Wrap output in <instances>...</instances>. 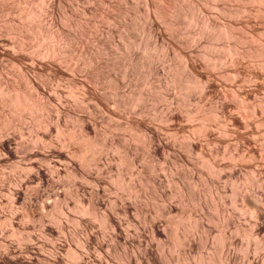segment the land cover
I'll return each instance as SVG.
<instances>
[{"label": "rangeland", "instance_id": "obj_1", "mask_svg": "<svg viewBox=\"0 0 264 264\" xmlns=\"http://www.w3.org/2000/svg\"><path fill=\"white\" fill-rule=\"evenodd\" d=\"M182 7H185L183 10L186 13L188 11V15H192L191 18L194 16L196 22L193 25L182 23L175 17L179 14L180 8L182 11ZM203 21L207 25L209 24L207 30H210L202 32ZM130 41L135 44L133 48H130V51L136 49L133 52L135 54L139 52L138 57L134 53H132L133 56H129L131 55L129 53V55L126 54ZM124 43H127L126 46ZM144 44L150 46L147 49L149 53H142ZM151 47L153 48L151 49ZM141 54L148 56L143 60L144 57H141ZM139 57L141 58L139 59ZM203 57L206 59L202 60ZM10 60L11 62L16 61L17 64L15 63L14 66L12 63L9 64ZM142 60L143 62H141ZM150 61L153 67L150 66ZM0 62L2 63H0V90L3 91L5 88L7 91L9 89L8 92L3 91L6 95L0 93V123H5L4 126H8L13 133L18 131L15 135L7 132L9 128L6 127V132L10 133L9 136L13 135L15 139H21L19 143L18 140H14L10 136L11 148L14 147L13 150L16 146V149L19 146L23 148L20 149L21 152L19 150L18 153L16 152L17 155L20 154V157L16 155L17 157L14 158L15 160L19 159L18 161H14V159L8 161L11 164L13 160L18 162L17 164L10 165L7 162L8 166L5 164L6 167L0 168V237L7 241H14L15 245L18 243L29 245L30 243L26 242L32 241L33 246L36 245L35 248H27L23 255L34 257L37 247L42 250L36 249L37 253L46 254V246L41 248L40 242L45 241V236L40 228L42 222L39 219L43 217L44 223L56 226L49 219L51 217L48 218L46 214L49 208L44 210L40 208L41 200L50 193L43 200L52 203L51 201L56 199L59 206L62 207H59L62 210L56 212V218L60 224H65L63 227L66 229L64 228L65 230L59 233V238H55L56 235L53 240L63 244L58 245L57 249L63 258L66 255L67 244L72 249L76 247L79 249L78 243L85 238V230L92 228L94 232L91 231L92 229L90 231L95 233V236H99L96 238L97 242L100 245L102 241L100 246L103 247L100 250H94L92 245L89 251L93 255L101 253L100 256L104 255V259L108 254L109 264H115L117 261V263L127 264L121 258V243L116 244L115 252L110 246L112 244L109 242L112 235L111 229H107L100 218L81 212V208L85 204L81 197L87 196L88 198L91 194V191H88L94 186L92 185L94 182L91 184L86 181L88 184L85 182L81 184L83 180L79 174L86 170V173L94 175L93 177L102 176V179L99 177L101 192L98 200L102 203L101 213L99 212L100 207L98 210L99 214L106 213L109 209L106 208L112 204L110 208L113 216L119 217L124 230L125 225L130 229L129 231L126 228L125 231L133 236L137 233L135 231H138V234L143 235L140 237L142 244L146 238V242L151 241L152 238L156 242H153L156 249L159 248V245L165 247H163V253L152 248V256L163 254L156 257L159 258L157 263V261L150 260V255H146L150 257V261L147 260L144 247H139L137 243H134L133 246L129 245L133 249L129 247L127 249L129 248L130 254L136 258L131 255L133 258L129 259L128 264H147V262L149 264H169L168 262L172 258L175 260L180 258L179 264H184V261H187V264L190 262V264H225V261L226 264H264V0H0ZM28 62H31L32 65ZM18 64H23L22 68L19 67L20 70H25L23 77L28 74L30 78L25 77L27 79L25 80L21 77L23 70L13 71L14 68L18 69ZM148 67H152V71ZM14 78H17V81ZM28 80L31 83L27 84ZM38 80L39 82H37ZM198 83L201 87L203 85L202 90L198 88ZM32 86L39 89L35 88V90ZM52 88L54 91L56 89L57 92H61L60 95L57 93L61 98L54 93ZM71 90H73V95L70 94ZM54 94L55 96H53ZM75 94L79 101H75L76 98L72 97H76ZM56 96L59 99L56 100ZM142 96L143 98H141ZM14 99L18 100L14 101ZM133 100H136L135 103ZM131 101L132 103H130ZM96 103L97 105H95ZM14 105H16L15 108L17 107L16 110ZM94 106L96 107L94 108ZM18 108H23L24 114L23 111L17 114ZM26 110L28 112L32 110V113H28ZM14 112L16 113L14 114ZM56 121L65 129V132L62 130L65 133L64 136H61L62 138L59 136L62 132L59 135L56 134L55 125H53V122ZM1 124L0 127H2ZM29 124L30 130L32 129L34 134L37 133L40 138L42 135L43 138L40 140L51 141V145L49 143L51 148L47 143H45L47 145L44 144V147H49L45 148L49 150H46L47 155L43 153L45 152L43 142L36 141V136L31 133L32 130L30 132L28 129ZM85 124H88L89 127L87 128ZM19 127L22 129L27 127L30 134L23 129L26 133L21 131V135L23 133L25 136L21 137L19 133L21 128ZM34 128L37 129L36 132H34ZM32 134L34 137L31 136ZM153 141H156L155 144ZM32 142L33 146H31ZM36 142L41 147L35 145ZM63 142L67 147L63 146ZM129 142L132 143L129 144ZM147 142H151L153 147L160 143V149L154 152L151 146L147 150V147L150 146V143L146 146ZM112 143L114 146L120 145L123 148L128 144L131 146L129 147L131 150L128 151L126 148L127 152H132L127 153L126 157H124L125 155L121 157L123 153L120 150H115ZM25 144H29L31 151ZM128 145L126 146L128 147ZM33 147L35 148L32 150ZM39 147L44 150H39L44 155V162H42V157H34L37 159L35 161L33 156L32 158L29 156V151L31 154L33 151H38L36 148ZM84 148L92 150L83 153L86 151ZM80 149L82 152L77 153V151H81ZM100 149H102L101 154L98 153ZM150 149L152 152H149ZM93 150L96 155H93ZM60 152L65 156L64 158L58 157L57 153ZM71 153L74 154L73 157L76 155V158L78 154H84L79 155L84 158L80 159L83 161L86 159L87 165L90 163L87 161L91 159L92 166L89 165L90 168L89 166L87 168L85 165V168L82 166L80 169L79 163L83 161L78 159L79 163L75 161L76 169L73 168L70 160L73 158ZM97 153L100 155L97 156ZM90 154L92 158H89ZM21 156H26L25 160L33 159L34 161L31 160L28 163ZM76 158H73L72 161L77 160ZM50 160L53 162L51 163ZM19 163L20 165L22 163L21 167L27 166L26 170L24 167L22 170ZM30 163L34 166H42L46 172L48 168L53 170V175L49 170L47 172L52 176L51 180H54L53 182L49 181V183H54L50 184L49 193L46 188L42 189L47 187L48 183L39 186L41 191H38L36 182H30L26 178L27 174L23 172L27 170L26 173L32 172L28 169ZM83 164L85 163L83 162ZM83 164L81 163V165ZM100 167L102 173L99 170ZM68 169H71L70 172ZM74 169L78 172H74ZM88 169L90 170L87 171ZM94 169L96 170L94 171ZM73 172L76 173L75 176ZM21 179H23L22 182H20ZM14 182L15 184L20 183V189L23 191H26L30 185L29 189H33V187L36 189L31 191L40 193L41 203L39 200L37 202L40 203V207L37 209L38 204L36 203L35 209L37 214L47 211L44 216H35L25 220L22 201H12L9 194L12 187H15ZM21 186L23 187L21 188ZM75 186L77 187L75 188ZM101 186L106 189L103 187L104 190H102ZM51 187L57 189L56 194L52 192L54 190ZM78 187L83 192H80ZM75 190L77 195L74 193ZM58 193L59 196H57ZM101 197L103 201L105 199V203ZM116 198L120 199L116 200ZM63 200L64 204L61 203ZM115 201L116 203H114ZM121 202L122 205H127V213L117 209L118 205L119 208H122V206L120 207ZM169 205L170 209L172 207V211H169ZM135 208H137L136 212ZM115 209L119 211L118 216ZM10 215L15 217L12 218L13 227L5 222ZM82 218L86 219L84 221L88 225H85L84 222L81 223L80 219ZM175 219L181 222L175 225ZM150 220L158 221L152 222L157 223L160 229L164 230L166 237L161 239L162 241L150 235L152 234ZM138 225H141L138 227L139 229ZM17 226H22L24 229L18 230L19 233L13 235L12 230ZM134 227L138 230H135ZM133 231L134 234H132ZM64 232L65 234H63ZM174 233L178 238L177 242L173 239L175 238ZM25 234H30L33 238L28 240L25 238ZM223 240H226V244ZM188 241H191L190 245ZM221 243L226 247H223ZM222 248H225V252H222L224 251ZM31 249L34 253L31 252ZM117 251L118 255L114 254ZM138 252L144 254L137 255ZM155 252L159 254L156 255ZM231 252L232 256H230ZM227 253H230L231 258H227ZM111 256H114V260ZM35 258H37L36 255L33 259L35 260ZM208 258L211 260L209 261ZM138 259L143 260L139 261ZM193 261L195 263H192Z\"/></svg>", "mask_w": 264, "mask_h": 264}, {"label": "bare ground", "instance_id": "obj_2", "mask_svg": "<svg viewBox=\"0 0 264 264\" xmlns=\"http://www.w3.org/2000/svg\"><path fill=\"white\" fill-rule=\"evenodd\" d=\"M184 4V3H183ZM183 4H182V6H183ZM188 4V3H187ZM177 5V4H176ZM180 6V5H179ZM185 6V5H184ZM189 7V6H188ZM174 8V7H173ZM185 8V7H184ZM183 7H182V11H181V8H180V10H179V14L177 15V16H175V17H177L178 18V20H181L182 21V23L184 22L185 24H187V25H193L194 24V22H196V20L194 19V16L191 18V16L190 15H188V11H187V13L185 12V10H183L184 9ZM194 8V7H193ZM170 10V9H169ZM189 10V9H188ZM171 11H173V10H171ZM184 11V12H183ZM175 12V11H174ZM177 12V11H176ZM194 12V11H193ZM148 13V12H147ZM171 14V13H170ZM169 14V15H170ZM194 15V14H193ZM147 16V15H146ZM168 16V15H167ZM190 16V17H189ZM172 17V16H171ZM149 17H147V19H148ZM200 18V17H199ZM146 19V20H147ZM164 19V18H163ZM149 20H150V18H149ZM177 20V21H178ZM193 20H195V21H193ZM204 20V19H203ZM171 21H172V19H171ZM176 21V20H175ZM146 22H148V21H146ZM204 22V21H203ZM202 22V23H203ZM213 22V21H212ZM152 23V22H151ZM166 24V23H165ZM167 25V24H166ZM149 26V25H148ZM168 26V25H167ZM185 26V25H184ZM199 26V25H198ZM208 26H209V24L207 25V23H205L204 22V28H203V26H202V28H203V30H202V32H205L206 30H207V28H208ZM216 26V25H215ZM228 26V25H227ZM171 27V26H170ZM169 27V28H170ZM142 28V27H141ZM168 28V29H169ZM181 28V27H180ZM187 28V27H186ZM213 28V27H212ZM149 29V28H148ZM151 29V28H150ZM185 29V28H184ZM214 29V28H213ZM217 29V28H216ZM219 29V28H218ZM232 29V28H231ZM132 30V29H131ZM140 30V29H139ZM144 30V29H143ZM172 30V29H171ZM199 30V29H198ZM208 30H210V29H208ZM207 30V31H208ZM133 31H135V30H133ZM145 31V30H144ZM150 31V30H149ZM229 31V30H228ZM146 32V31H145ZM144 32V33H145ZM226 32V31H225ZM201 33V32H200ZM220 33V32H219ZM223 33V32H222ZM148 34V33H147ZM176 34V33H175ZM174 34V35H175ZM204 34V33H203ZM208 34H209V32H208ZM215 34V33H214ZM231 34V33H230ZM173 35V34H172ZM199 35V34H198ZM202 35V34H201ZM212 36V35H211ZM220 36V35H219ZM227 36V35H226ZM230 36V35H229ZM138 37V36H137ZM136 37V38H137ZM216 37V36H215ZM225 37V36H224ZM128 38V37H127ZM139 38V37H138ZM179 38V37H178ZM183 38V37H182ZM216 38H219V37H216ZM226 38V37H225ZM224 38V39H225ZM126 39V38H125ZM143 39V38H142ZM222 39V38H221ZM230 39V38H229ZM127 40V39H126ZM125 40V41H126ZM129 40H131V39H129ZM128 40V41H129ZM136 40V39H135ZM178 40V39H177ZM182 40H184V39H182ZM138 42V41H137ZM129 44L127 45V46H129L128 48L129 49H127L126 50V54H131V55H129V56H133L132 55V53H134L133 51L134 50H136V49H134V50H132L131 49V51H130V48H133V46L135 45V44H132V42L130 41V42H128ZM131 43V44H130ZM140 43V42H139ZM150 43V42H149ZM156 43V42H155ZM182 43V42H181ZM184 43V42H183ZM125 44V43H124ZM127 44V43H126ZM126 44H125V46H126ZM143 44V43H142ZM141 44V45H142ZM145 44H147V43H145ZM145 44H144V50L142 51V53L143 54H145L146 52H148L147 51V49H149L148 47H150V46H145ZM137 45V44H136ZM140 45V44H139ZM158 45V44H157ZM164 45V44H163ZM186 45V44H185ZM138 46V45H137ZM165 47V46H164ZM186 47H187V45H186ZM153 47H151V49H152ZM157 48V47H156ZM229 48V47H228ZM139 49V48H138ZM235 49V48H234ZM205 50V49H204ZM130 51V52H129ZM140 51V50H139ZM197 51V50H196ZM202 51V50H201ZM234 51V50H233ZM161 52H163V51H161ZM192 52H193V50H192ZM209 52V51H208ZM139 52H137V54H138ZM149 53V52H148ZM147 53V54H148ZM157 53V52H156ZM166 53V52H165ZM231 53H232V51H231ZM135 54V53H134ZM137 54H135L137 57L139 56V55H137ZM140 54V53H139ZM195 54V53H194ZM200 54V53H199ZM203 53H201V55H202ZM205 54V53H204ZM210 54V53H209ZM165 55V54H164ZM141 57H144V59L143 60H145V58L148 56V55H140ZM203 56V55H202ZM201 56V57H202ZM125 57V56H124ZM141 57H139V59L141 58ZM200 57V58H201ZM207 57V56H206ZM237 57V56H236ZM24 59V58H23ZM22 59V60H23ZM185 59V58H184ZM203 59H206V58H202V60ZM208 59V58H207ZM12 60V59H11ZM11 60H10V62H9V64L10 63H12L13 64V66H14V64L16 63V61L15 62H11ZM143 60L141 61V62H143ZM149 60V59H148ZM153 60V59H152ZM232 60V59H231ZM13 61V60H12ZM125 61V60H124ZM147 61V60H146ZM154 61V60H153ZM157 61V60H156ZM205 61V60H204ZM211 61V60H210ZM8 62V61H7ZM21 62V61H20ZM26 62V61H25ZM135 62H137V61H135ZM208 62V61H207ZM1 63V62H0ZM23 63V62H22ZM27 63V62H26ZM29 63V62H28ZM31 63V62H30ZM29 63V64H30ZM89 63V62H88ZM130 63V62H129ZM128 63V64H129ZM148 63H149V61H148ZM150 63H151V61H150ZM183 63V62H182ZM212 63V62H211ZM213 63H214V61H213ZM2 64V63H1ZM4 64V63H3ZM7 64V63H6ZM17 64V63H16ZM23 64H25V63H23ZM22 64V65H23ZM138 64V63H137ZM141 64V63H140ZM186 64V63H185ZM209 64H210V62H209ZM208 64V65H209ZM216 64V63H215ZM226 64V63H225ZM20 65V66H19ZM21 64H18V69H13V71L14 70H16V71H21V70H23V69H21L20 70V68L19 67H21L22 66ZM25 65H27V64H25ZM30 65H32V64H30ZM34 65V64H33ZM91 65V64H90ZM132 65V64H131ZM130 65V66H131ZM139 65V64H138ZM143 65V64H142ZM149 65V64H148ZM156 65V64H155ZM183 65H184V63H183ZM13 66L11 65V67L13 68ZM16 66V65H15ZM124 66V65H123ZM150 66H152V63L150 64ZM205 66V65H204ZM211 66V65H210ZM221 66V65H220ZM87 67V66H86ZM145 67V66H144ZM153 67V66H152ZM151 67V68H152ZM6 68V67H5ZM22 68V67H21ZM26 68V67H25ZM91 68V67H90ZM151 68H149L148 67V69H150L151 71H152V69ZM184 68V67H183ZM8 69H9V67H8ZM128 69V68H127ZM177 69V68H176ZM214 69V68H213ZM26 70H28V69H26ZM142 70V69H141ZM186 70H187V68H186ZM7 71V70H6ZM129 71V70H128ZM175 71V70H174ZM214 71V70H213ZM22 73L23 72H25V70H23V71H21ZM27 72H29V71H27ZM150 72V71H149ZM182 72V71H181ZM152 73V72H151ZM183 73V72H182ZM8 74V73H7ZM13 74H14V72H13ZM21 74V73H20ZM24 74L25 73H23L22 75H21V77H23L24 76ZM187 74H189L188 72H187ZM14 75H16V74H14ZM27 75V76H26ZM25 75V77L27 78H30L29 76H28V74H26ZM38 75V74H37ZM186 75V74H185ZM126 76V75H125ZM173 76H175L174 74H173ZM7 77H11V76H7ZM18 77V76H17ZM25 77H23V78H25ZM32 77V76H31ZM186 77V76H185ZM19 78V77H18ZM25 78V80H27ZM40 78H43V77H40ZM178 78V77H177ZM182 78V77H181ZM184 78V77H183ZM196 78V77H195ZM15 79V78H14ZM17 79V78H16ZM15 79V80H16ZM36 79V78H35ZM174 79V78H173ZM189 79V78H188ZM187 79V80H188ZM194 79V78H193ZM192 79V80H193ZM208 79V78H207ZM14 80V81H15ZM21 80V79H20ZM48 80V79H47ZM94 80H96V79H94ZM176 81H177V79H175ZM182 80V79H181ZM17 81V80H16ZM29 81V80H28ZM28 81H24V82H28ZM36 81V80H35ZM96 81H98V80H96ZM95 81V82H96ZM171 81V80H170ZM190 81V80H189ZM199 81V80H198ZM209 81V80H208ZM37 82H39V80L37 81ZM42 82V81H41ZM43 82H44V80H43ZM99 82V81H98ZM97 82V83H98ZM173 82H175V81H173ZM201 82V81H200ZM17 83V82H16ZM29 83H31L30 81L27 83V84H29ZM46 83V82H45ZM44 83V84H45ZM42 84V83H41ZM176 84V83H175ZM181 84V83H180ZM185 84V83H184ZM188 84V83H187ZM189 84H190V82H189ZM188 84V85H189ZM193 84V83H192ZM191 84V85H192ZM197 84V83H196ZM205 84V83H204ZM208 84V83H207ZM17 85H18V83H17ZM31 85V84H30ZM190 85V86H191ZM200 84L198 83V85L197 86H199ZM20 86V85H19ZM42 86H44V85H42ZM53 86V85H52ZM189 86V87H190ZM194 86V85H193ZM197 86H195V87H197ZM4 87V86H3ZM30 87V86H29ZM33 87V86H32ZM111 87V86H110ZM188 87V88H189ZM202 87H203V85H202ZM201 86H199L198 88H202ZM15 88V87H14ZM20 88V87H19ZM39 89L38 87H33V89ZM192 88V87H191ZM197 88V89H198ZM35 89V90H36ZM44 89V88H43ZM59 89V88H58ZM185 89V88H184ZM196 89V88H195ZM200 89H198V90H200ZM203 89V88H202ZM201 89V90H202ZM205 89V88H204ZM2 90V89H1ZM0 90V91H1ZM8 90L9 89H7V91L5 90V88L3 89V91L4 92H8ZM42 90V89H41ZM49 90V89H48ZM52 90H53V88H52ZM180 90V89H179ZM181 90H182V87H181ZM191 90V89H190ZM193 90H194V88H193ZM3 91H1L0 93L1 94H3L4 92ZM34 91V90H33ZM40 91V90H39ZM54 91V90H53ZM72 92H70V94L72 93V95H73V90H71ZM117 91V90H116ZM12 92V91H11ZM41 92V91H40ZM46 92V91H45ZM49 92H50V90H49ZM129 92H131V91H129ZM135 92V91H134ZM142 92V91H141ZM181 92V91H180ZM183 92V91H182ZM190 92V91H189ZM202 92V91H201ZM207 92V91H206ZM34 93H36V92H34ZM37 93H39L38 92V90H37ZM47 93V92H46ZM53 93V92H52ZM54 93H58L59 95H60V93L61 92H57L56 91V89H55V91H54ZM75 93V92H74ZM113 93V92H112ZM190 93H192V92H190ZM5 95H6V93H4ZM8 94V93H7ZM57 94V95H58ZM181 94V93H180ZM9 95V94H8ZM37 95V94H36ZM41 95V94H40ZM58 95V96H59ZM62 95V94H61ZM71 95V96H72ZM76 95V94H75ZM125 95V94H124ZM133 95V94H132ZM190 95V94H189ZM206 95V94H205ZM18 96V95H17ZM39 96V95H38ZM37 96V97H38ZM49 96V95H48ZM52 96V95H51ZM53 96H55V94L53 95ZM102 96V95H101ZM129 96V95H128ZM140 96H141V94H140ZM158 96V95H157ZM13 97H15V98H17L16 96H13ZM35 97V96H34ZM60 98H61V96H59ZM72 97H74V98H76V99H74L75 101L76 100H78L77 99V95H76V97L75 96H72ZM112 97V96H111ZM136 97V96H135ZM188 97V96H187ZM206 97V96H205ZM7 98H9V97H7ZM40 98H41V96H40ZM43 98V97H42ZM57 96H56V100H57ZM141 98H143V96L141 97ZM145 98V97H144ZM147 98V97H146ZM163 98V97H162ZM203 98V97H202ZM54 99V98H53ZM59 99V98H58ZM114 99H116L115 97H114ZM125 99V98H124ZM18 100V99H17ZM17 100H15L14 99V101H17ZM48 100H50V99H48ZM55 100V99H54ZM60 100H62V99H60ZM111 100V99H110ZM113 100V99H112ZM111 100V101H112ZM117 100V99H116ZM138 100V99H137ZM142 100V99H141ZM140 100V101H141ZM14 101H11V102H14ZM37 101H38V98H37ZM63 101V100H62ZM62 101H61V103H62ZM79 101V100H78ZM134 101V100H133ZM136 101V100H135ZM135 101H134V103H135ZM139 101V100H138ZM137 101V102H138ZM158 101H160V100H158ZM49 102V101H48ZM51 102H53V101H51ZM60 102V101H59ZM117 102V101H116ZM126 102V101H125ZM124 102V104H126ZM164 102V101H163ZM167 102V101H166ZM38 103V102H37ZM60 103V104H61ZM130 103H132V101L130 102ZM21 104V103H20ZM23 104V103H22ZM59 104V105H60ZM109 104V103H108ZM115 104V103H114ZM119 104V103H118ZM63 105V104H62ZM95 105H97V103L95 104ZM131 105V104H130ZM141 105V104H140ZM15 106L16 105H14L13 107L15 108ZM17 106H19V105H17ZM24 106V105H23ZM61 106V105H60ZM124 106V105H123ZM127 106V105H126ZM134 106V105H133ZM22 107V106H21ZM28 107H30V106H28ZM96 106H94V108H95ZM98 107V106H97ZM130 107H132V106H130ZM2 108V107H1ZM11 108V107H10ZM24 108V110H25V107H23ZM23 108L21 109V108H18L19 110V112H17V114L18 113H21V111H23V114H24V110H23ZM31 108H33V107H31ZM129 108V107H128ZM137 108V107H136ZM17 109V107L15 108V110ZM27 109V108H26ZM35 109V108H34ZM71 109V108H70ZM131 109V108H130ZM141 109V108H140ZM157 109V108H156ZM136 110V109H135ZM10 111V110H9ZM12 111V110H11ZM27 111V110H26ZM25 111V112H26ZM32 110H30L29 112H31ZM36 111V110H35ZM34 111V112H35ZM39 111V110H38ZM56 111H57V109H56ZM70 111V110H69ZM87 111H89V110H87ZM28 112V111H27ZM28 112V113H29ZM42 112V111H41ZM90 112V111H89ZM16 112H14V114H15ZM32 113V112H31ZM37 113V112H36ZM48 113V112H47ZM67 113V112H66ZM72 113V112H71ZM91 113V112H90ZM16 114V115H17ZM42 114V113H41ZM44 114V113H43ZM93 114V113H92ZM1 115V114H0ZM11 115H12V113H11ZM27 115V114H26ZM33 115V114H32ZM58 115V114H57ZM163 115V114H162ZM165 115V114H164ZM55 116V115H54ZM91 116V115H90ZM166 116V115H165ZM13 117V116H12ZM41 117V116H40ZM39 117V118H40ZM59 117V116H58ZM217 117V116H216ZM1 118V117H0ZM18 118V117H17ZM22 118V117H21ZM24 118V117H23ZM28 118V117H27ZM57 118V117H56ZM15 119V118H14ZM1 120V119H0ZM55 120V119H54ZM56 120H58V119H56ZM84 120V119H83ZM223 120V119H222ZM226 120V119H225ZM34 121V120H33ZM18 122V121H17ZM59 122H60V118H59ZM84 122V121H83ZM82 122V123H83ZM2 123H4V122H2ZM22 123V122H21ZM54 124L53 125H55V130H56V134H60L61 132H62V130H63V132H65L64 130V128H62V126H60V123H58L57 121L56 122H53ZM88 123V122H87ZM227 123V122H226ZM1 124V123H0ZM5 124V123H4ZM4 124H1V126L2 127H4V128H2V127H0V168H2L3 166H5V164L10 160V159H14V158H16L17 156L18 157H20L19 155H17L16 154V152L19 150L20 152H21V150L20 149H23V148H20V146L16 149V147H15V149L13 150V148H11L12 146H10L11 145V143H10V136L11 137H13V139L14 140H18V142L20 143V141H21V139L19 140V138H17V139H15L14 138V136L13 135H10L9 136V134L10 133H13V132H11L10 131V128L8 127V126H4ZM17 124V123H16ZM89 124V123H88ZM88 124L86 125L87 126V128L89 127L88 126ZM94 124V123H93ZM231 124V123H230ZM21 125H23V124H21ZM84 125V124H83ZM219 125V124H218ZM24 126V125H23ZM22 126V127H23ZM28 126V125H27ZM48 126V125H47ZM93 126V125H92ZM6 127H8L9 129V131L7 130V132H10L9 134L6 132ZM29 128V130H30V128H31V126H30V124H29V126H28ZM94 127H96V126H94ZM93 127V128H94ZM203 127H205V125H203ZM17 128V127H16ZM19 128H21V127H19ZM32 128H33V126H32ZM221 128V127H220ZM12 129H14L13 127H12ZM24 129V128H23ZM23 129L21 128L20 129V136L22 137V135H23V133H22V135H21V131L22 132H24L23 131ZM35 129V128H34ZM48 129H49V127H48ZM47 129V130H48ZM17 130H19V129H17ZM24 130H27V127H26V129H24ZM29 130H27L28 132H29ZM32 130V129H31ZM31 130H30V132H31ZM36 130L37 129H35L34 130V132H36ZM84 130V129H83ZM94 131H95V129H94ZM145 131V130H144ZM151 131H152V129H151ZM156 131V130H155ZM27 132V133H28ZM30 132L28 133V134H30ZM62 132V134H60L59 136L61 137V136H64L65 135V133H63ZM83 132V131H82ZM88 132V131H87ZM148 132V131H147ZM153 132V131H152ZM151 132V133H152ZM16 133H18V131L16 132ZM16 133H13V134H15L16 135ZM24 133H26V132H24ZM31 133H33V130H32V132ZM95 133V132H94ZM150 133V134H151ZM226 133V132H225ZM34 134V133H33ZM33 134L31 135V136H33ZM37 133H35L34 134V136H36L35 138H36V141H39L41 138H43L42 137V135H41V138L39 137V135L37 134ZM144 134H145V132H144ZM158 134V133H157ZM74 135V134H73ZM75 135H77V134H75ZM141 135V134H140ZM146 135V134H145ZM19 136V137H20ZM24 136V135H23ZM33 136V137H34ZM81 136H83V135H81ZM143 136V135H142ZM149 136H153V135H149ZM156 136V135H155ZM227 136V135H226ZM16 137V136H15ZM25 137V136H24ZM23 137V138H24ZM75 137V136H74ZM146 137V136H145ZM157 137H159V136H157ZM62 138V137H61ZM71 138H72V136H71ZM78 138V137H77ZM51 139V138H50ZM143 139V138H142ZM146 139V138H145ZM162 139V138H161ZM164 139V138H163ZM24 140V139H23ZM22 140V141H23ZM46 140V139H45ZM45 140H44V142H43V139L42 140H40L39 142L40 143H42V145H43V148L45 149V148H47V146L46 147H44L45 145H47L48 144V146H49V143H50V145H51V141H47V142H45ZM79 140V139H78ZM150 140V139H149ZM160 140V139H159ZM32 141H34V139H32ZM42 141V142H41ZM64 141H65V139H64ZM68 141H69V139H68ZM71 141V140H70ZM81 141V140H80ZM79 141V142H80ZM126 142H127V140H125ZM124 141V142H125ZM133 141V140H132ZM136 141V140H135ZM144 141H146V140H144ZM148 141V140H147ZM24 143H25V141H23ZM23 142H21L23 145H24V143ZM125 142V143H126ZM134 142V141H133ZM137 142V141H136ZM136 142H135V144H136ZM151 142H152V139H151ZM151 142H149L150 143V146L149 147H147V150H148V148H151ZM156 142V141H155ZM155 142L153 141V143L155 144ZM160 142H161V140H160ZM166 143H167V141H165ZM13 143V142H12ZM15 143H17V141H15ZM29 143V142H28ZM38 142H36V144L35 145H38L37 144ZM45 143H47V144H45ZM66 143H67V141H66ZM65 143V144H66ZM130 143H132V142H129V144ZM148 142L146 143V146H147V144H149ZM162 143V142H161ZM45 144V145H44ZM63 144H64V142H63ZM63 144H61V145H63ZM63 145V146H66V145ZM79 144V143H78ZM84 144H85V142H84ZM120 144V143H119ZM21 145V144H20ZM26 145V144H25ZM29 144H27L26 146H27V148H29V146H28ZM34 145V143L32 142V145L31 146H33ZM86 145V144H85ZM112 145H113V143H112ZM125 145V144H124ZM126 145H128V144H126ZM125 145V148H123V146L121 147L120 145L119 146H114L113 145V147H114V149L115 150H117V151H119L120 150V152L121 153H123V155H121V154H119V155H121V157H123L124 155V157H126V156H128L127 155V149H128V151H129V147H131V146H129L128 145V147ZM163 145V144H162ZM168 145H169V142H168ZM172 145V144H171ZM26 146H24V149H25V147ZM38 146H40V145H38ZM38 146H36V147H38ZM94 146V145H93ZM136 146V145H135ZM159 146H161V144L159 143V145H154V147H153V151L154 152H157V150H159L160 149V147ZM41 147V146H40ZM40 147L39 148H36V149H38V151L36 150V151H33V152H31V154H30V151H31V149H30V151H29V156H31V158H32V156H33V158L34 157H42L43 159H42V162H44L43 160H44V155H43V153H46L47 151H49V150H47V149H45V152H41V151H44L43 149L41 150L40 149ZM53 147V146H52ZM67 147V146H66ZM65 147V148H66ZM87 147V146H86ZM90 147V146H89ZM133 147V146H132ZM35 147H33L32 148V150L34 149ZM51 148V147H50ZM88 148V147H87ZM98 148V147H97ZM127 148V149H126ZM29 149H27V150H29ZM82 149V148H81ZM80 149V150H81ZM85 149V148H84ZM122 149V150H121ZM172 149V148H171ZM39 150H41L40 152H39ZM47 150V151H46ZM86 150V149H85ZM88 150H92V149H88ZM88 150H86V151H84L83 153H85V152H87ZM101 150L102 149H100V151H98V153H100L101 154ZM111 150H112V148H111ZM131 150V149H130ZM134 150V149H133ZM151 150V149H150ZM173 150H175L174 148H173ZM23 151V150H22ZM25 151H26V149H25ZM24 151V152H25ZM69 151V150H68ZM75 152H76V150H74ZM116 151V152H117ZM23 152V153H24ZM27 153H28V151H26ZM53 152H54V150H53ZM73 152V151H72ZM74 152V153H75ZM81 153L82 152V150L81 151H77V153ZM93 155H96L95 154V151L93 150ZM132 151H130V153H131ZM149 152H152V150L151 151H149ZM18 153V152H17ZM48 153V152H47ZM47 153H46V155H47ZM50 153V152H49ZM51 153H52V151H51ZM50 153V154H51ZM97 153V156H99L100 154H98ZM130 153H128V154H130ZM26 154V153H25ZM54 154V153H53ZM58 154V157L59 158H64L65 156L60 152V153H57ZM72 154V156L71 157H73L74 156V154L73 153H71ZM76 154V153H75ZM17 155V156H16ZM21 155H22V153H21ZM24 155V154H23ZM67 155V154H66ZM79 155H84V154H78V157L76 158V155H75V157H73L74 159L76 158L77 160H74V161H72V159H70V157H69V159L71 160V162H72V167L73 168H75L76 169V167H74V166H76V163H75V161H77L78 163H79V160L78 159H82L83 157H79ZM132 155V154H131ZM131 155H129V156H131ZM29 156H27V157H29ZM54 156V155H53ZM137 156V155H136ZM21 157H23L22 159L24 160V161H26L25 160V157L24 156H21ZM67 157H68V155H67ZM120 157V158H121ZM30 158V157H29ZM57 158V157H56ZM58 158V159H59ZM88 158V157H87ZM89 158H92V155L90 154V157ZM34 159H36V158H34ZM38 159H41V158H38ZM58 159H55V160H58ZM80 159V161H83V160H81ZM84 159V158H83ZM95 159V158H94ZM97 159H98V157H97ZM101 159V158H100ZM126 159V158H125ZM19 160V159H18ZM17 159L15 160L14 159V161H18ZM23 160H21V161H23ZM31 160H33V159H31ZM31 160H27L28 161V163L31 161ZM45 160H48V159H45ZM54 160V161H55ZM59 160H61V159H59ZM86 160V159H85ZM83 161L85 164H83V162H80L79 163V165H80V169H81V167L83 166L84 168H85V165H86V167L87 166H89V165H91L92 163H91V159H90V161H87L89 164L87 165V163H86V161ZM13 160L11 161V164H14V163H16V162H14ZM34 161V160H33ZM35 161H37V159L35 160ZM39 161V160H38ZM51 161V160H50ZM62 161H64V159H62ZM92 161H94V160H92ZM95 161H96V159H95ZM10 162V161H9ZM8 162V163H9ZM13 162V163H12ZM41 162V161H40ZM47 162V161H46ZM49 162V161H48ZM47 162V163H48ZM53 161H51V163H52ZM58 162V161H57ZM59 162H61V161H59ZM65 162H66V159H65ZM131 162V161H130ZM7 163V164H8ZM18 163V162H17ZM16 163V164H17ZM23 163V162H22ZM22 163H21V165H22ZM33 163V162H32ZM55 163V162H54ZM81 163L83 164V165H81ZM98 163H100V162H98ZM6 164V165H7ZM10 164V163H9ZM8 164V165H9ZM10 164V165H11ZM50 164V163H49ZM66 164H68V162H66ZM7 165V166H8ZM18 165H20V163L18 164ZM21 165H20V167H21ZM26 165H28V164H26ZM42 165V164H41ZM55 165V164H54ZM69 165H70V162H69ZM69 165H67V166H69ZM70 165V166H71ZM94 165H95V162H94ZM14 166V165H13ZM44 166V165H43ZM92 166V165H91ZM99 166V165H98ZM6 167V166H5ZM19 167V166H18ZM19 167V168H20ZM22 167H24V165L22 166ZM21 167V168H22ZM27 167V166H26ZM26 167H24V169L26 168ZM49 167H52V166H49ZM54 168H56L55 166H54ZM70 168V167H69ZM73 168H72V171H73ZM83 168V169H84ZM88 168V167H87ZM89 168H90V166H89ZM101 168V167H100ZM13 169V168H12ZM28 169L31 171L32 170V172L30 173H26V172H23V173H25V174H27L26 176V178H28V180L30 181V182H36V184L38 185V191H41V189L39 190V186H42V185H44V184H49L47 187H44V188H42L43 190L46 188L47 189V192H48V189H50V184L54 181H52L51 180V178H52V176H50V175H48V170H49V172L50 173H52V175H53V170H51L50 168H48L47 169V172H46V169H42V166H34L33 164H29L28 165ZM34 169V170H33ZM53 169V168H52ZM75 169H74V172H76L75 171ZM213 169V168H212ZM22 170H23V168H22ZM26 170V169H25ZM58 170V169H57ZM69 170V172H70V170L71 169H68ZM79 170V169H78ZM85 170V169H84ZM90 169H88L87 171H89ZM96 169H94V171H95ZM97 170H98V168H97ZM100 170V172L102 173V168L101 169H99ZM98 170V171H99ZM21 171V170H20ZM56 171V170H55ZM103 171H104V168H103ZM215 171V170H214ZM73 172V173H74ZM78 172V171H77ZM76 172V173H77ZM92 172V171H91ZM217 172V171H216ZM3 173V172H2ZM72 173V172H71ZM76 173H74V176H75V174ZM79 173H80V171H79ZM99 173V172H98ZM96 174V173H95ZM100 174V173H99ZM5 175V174H4ZM101 175V174H100ZM72 176V175H71ZM78 176V175H77ZM94 176V175H93ZM92 175H90V174H88V172L86 173V170L85 171H83V172H81L80 174H79V177H81V179L83 180H81L83 183H81V184H84V182H85V184L87 183V182H91V184H92V182H94V184H92V185H94V186H92V188L89 190V189H87V190H89L88 192H90L91 194H90V196L87 198V196L85 197V196H83V197H81L82 199H84V202H85V204H83V208H81V212H82V214H88V215H92L93 217H98V218H100L101 219V221H102V223H104V225H105V227L107 226V229L109 228V230L111 229V231H112V235H111V239H109L110 241V243H112L110 246L114 249L115 247H116V244H120L121 243V245H122V257L121 258H123V260L124 261H126L125 263H127L128 264V262H129V259L130 258H133V257H135L136 258V256H133V254H130L131 253V251L129 252V248L130 249H133L132 247H129V245L130 246H133V244L134 243H137L138 245H139V247H144V252H145V257H147L146 255H150V257H151V259L150 260H152L153 262H156L157 260H159V258H156L157 256H159L161 253H163L164 252V246H162V245H156V246H158L159 248H157L158 249V251H160L161 253L159 254L158 252L156 253V255L157 254H159V255H155L156 257H154V256H152V248H155L154 246H155V244L153 243V242H155V241H153V239L151 238V241L149 242H146L147 241V238H146V241L142 244V242H141V240H140V237H142L140 234H138L139 232L138 231H135V232H137L134 236L133 235H131L129 232H127V231H125L126 230V225H125V230L122 228V226H121V221H119L120 219H118L117 217H114L113 216V214L111 213V208H110V206L112 205V204H110L106 209H110V211H106V213H102V214H99L98 213V210H99V207H100V210H99V212L102 210L101 209V206H102V203L100 202V200H98V198H99V196H100V192H101V189H100V184H101V181H100V178L102 177V176H96V177H93ZM24 177V176H23ZM51 177V178H50ZM100 177V178H99ZM25 178V177H24ZM25 178V179H26ZM77 178V177H76ZM75 178V179H76ZM5 179V178H4ZM7 179V178H6ZM20 179V178H19ZM19 179H18V181H19ZM102 179V178H101ZM52 181V182H50L49 183V181ZM85 180V181H84ZM217 180V179H216ZM3 181V180H2ZM15 181V180H14ZM17 181V182H18ZM23 181V179H21L20 180V182H22ZM26 181V183H27V180H25ZM80 181V180H79ZM80 181V182H81ZM87 181V182H86ZM104 182V181H103ZM23 183H25V182H23ZM25 183V184H26ZM58 183V182H57ZM78 183V182H77ZM76 183V184H77ZM14 184H15V182H14ZM34 184V183H33ZM33 184H31L32 186H33ZM36 184H35V186H36ZM52 184H54V183H52ZM88 184V183H87ZM90 184V185H91ZM20 183L18 184H15V187L13 188L12 187V189L10 190L11 192H9V194H10V196H11V198H12V201H19V200H21L22 202H21V205H22V209H23V217L25 218V220L26 219H31L32 217H35V216H44L45 215V213L47 212H44V211H42V212H40V214L38 213L37 214V212H36V209H35V207H36V203L38 202V200L40 199L39 198V194L40 193H38V191H31V190H36V189H34V187H33V189L31 188V189H29V186L30 185H28V189H29V191H27L28 189L27 188H25V189H27L26 191L24 190H21L20 189ZM26 185V186H27ZM59 185V184H58ZM2 186V185H1ZM55 186H56V184H55ZM78 186V185H77ZM77 186H75V188L77 187ZM83 186V185H82ZM85 186V185H84ZM105 186V185H104ZM103 186V187H104ZM19 187V188H18ZM23 186H21V188H22ZM31 187V186H30ZM49 187V188H48ZM53 187H54V185H53ZM53 187H51L54 191H52V189H51V191L52 192H54L55 193V191L57 190H55V188H53ZM87 187H89L88 185H87ZM102 187V186H101ZM102 187V188H103ZM11 188V187H10ZM37 188V187H36ZM41 188V187H40ZM83 188V187H82ZM81 188V189H82ZM85 188V187H84ZM105 188V187H104ZM104 188L102 189V190H104ZM106 189V188H105ZM42 190V191H43ZM74 190V189H73ZM78 190H79V187H78ZM77 190V191H78ZM86 190V191H87ZM72 191V190H71ZM80 192H83V191H81V190H79ZM46 192V193H47ZM57 192V191H56ZM76 192V190L74 191V193ZM79 192V193H80ZM49 193V192H48ZM47 193V194H48ZM54 193H52L54 196H55V194ZM77 193V192H76ZM75 193V194H76ZM103 193H104V191H103ZM103 193H101V194H103ZM51 194V195H52ZM74 194V195H75ZM86 194V193H85ZM105 194V193H104ZM44 194L42 193V196H43ZM48 195H50V193L48 194ZM48 195H45V197L47 196L48 197ZM60 194L58 193V195L57 196H59ZM77 195V194H76ZM80 195V194H79ZM136 195V194H135ZM68 196V195H67ZM102 197H103V195H101ZM105 196V195H104ZM45 197L43 198V199H45ZM77 197V196H76ZM102 197H101V200H102ZM137 197V196H136ZM49 198H50V196H49ZM59 198V197H58ZM66 198H68V197H66ZM104 198V197H103ZM42 199V198H41ZM41 200L42 201V204H41V207L39 206V204L41 203V201H40V203L37 205V209H38V207H40L41 209L43 208V210L44 209H46V208H49L48 209V212L46 213L47 215H48V218L49 217H51V218H49V219H51L52 221L51 222H53L54 223V225H56L55 227L54 226H51V223H50V225H48V224H46V223H44L45 221H42L43 219L41 218V217H38V218H41V219H39V221L41 220V230H42V233H43V235L45 236V241H43V242H40L42 245V247L41 248H43V247H45L46 246V251H45V249H44V251L46 252V254L44 253V254H41L40 252L39 253H37V251H36V249L37 250H40V247H37L36 249H35V255H36V257L37 258H35V260L33 259L34 257H35V255H33L34 257H30V256H26V255H23V253H25L26 252V250H27V248H32V249H34L35 248V246L36 245H34L33 246V243H32V241L31 242H26V240H25V242L26 243H30L29 245H27V244H24V245H20L19 243L17 244V245H15L14 244V241L12 242V241H7V240H5L4 238H2V237H0V264H109V262L108 261H110L109 259V257H108V254H106L105 255V259H104V255L101 257L100 255H101V253L98 255H93V253L91 252V251H89V250H91V249H89L92 245H93V249L94 250H100L102 247L100 246V245H102V237L100 238L101 240H99L98 239V241H101L100 242V245H99V242H97V237H99L98 235L97 236H95V233H93L94 231H93V229L92 228H90V230L91 231H93V232H91L90 230H85L86 228H88V227H86L84 230H85V238H83V239H81L82 241H80L78 244H79V249H77V247L76 248H74V249H72L70 246H68V244H67V248H65L66 250H65V254L66 255H64V258L61 256V252H59L57 249H58V245H63L62 243H57V242H55L53 239H54V237L57 235V237H55V238H59V233H62L63 232V230H65L66 228L65 227H63L65 224H60L58 221H57V218H56V214L58 213L57 211H59V210H62V209H60L59 207H61V205L59 206V202H57L56 201V199H55V201H51L52 203H49L48 201L46 202V200L44 201V200ZM117 199H120V198H116V200ZM64 200H66V199H64ZM64 200L63 201H61V203L62 204H64ZM103 201V200H102ZM104 201H105V199H104ZM103 201V202H104ZM121 201V200H120ZM75 202V201H74ZM125 202V201H124ZM2 203V202H1ZM15 203V202H14ZM23 203V204H22ZM83 203V202H82ZM105 203V202H104ZM112 203V202H111ZM114 203H116V201L114 202ZM17 204V203H16ZM66 204V203H65ZM107 204H108V202H107ZM118 204H120V203H118ZM118 204H116V205H118ZM123 203L121 202V205H120V207L122 206V208H119V205H118V208L117 209H121V211L123 212V213H127L128 212V207H127V205H122ZM133 204V203H132ZM136 204V203H135ZM172 204V203H171ZM84 205H85V207H84ZM115 205V204H114ZM63 206V205H62ZM107 206V205H106ZM105 206V207H106ZM133 206L134 207H136L134 204H133ZM117 207V206H116ZM131 207V206H130ZM133 207V208H134ZM4 208V207H3ZM62 208V207H61ZM112 208H113V206H112ZM176 208V207H175ZM12 209V208H11ZM105 209V208H104ZM114 209V208H113ZM171 209H172V207H171ZM170 209V205H169V211L171 210ZM178 209V208H177ZM116 210V209H115ZM136 210H137V208H135V212H136ZM38 211V210H37ZM39 211H40V209H39ZM38 211V212H39ZM117 211V210H116ZM116 211H114V212H116ZM139 211V210H138ZM168 211V210H167ZM172 211V210H171ZM57 212V213H56ZM113 212V211H112ZM118 212L119 211H117V216H118ZM131 212H132V210H131ZM165 212V211H164ZM179 212V211H178ZM101 213V212H100ZM22 214V213H21ZM98 214V215H97ZM115 214V215H116ZM177 214H179V213H177ZM120 215V214H119ZM122 215V214H121ZM16 216H17V214H16ZM127 216H128V214H127ZM130 216V215H129ZM179 216V215H178ZM3 217V216H2ZM141 217V216H140ZM1 218V217H0ZM12 218L14 219L15 217H13V216H11L10 215V217L5 221V219H4V221L5 222H8V224L9 225H11L12 227H13V225H12ZM81 218V217H80ZM180 218V217H179ZM227 218V217H226ZM172 219V218H171ZM197 219V218H196ZM22 220V219H21ZM45 220V219H44ZM81 220V223H85V221L84 220H86L85 218H84V220H83V218L82 219H80ZM80 220L78 221V223L80 222ZM178 220V219H177ZM27 221V220H26ZM33 221V220H32ZM47 221V220H46ZM88 221V220H87ZM152 221H154V220H152ZM151 220H150V224H151V222H152ZM176 221V219L174 220V222ZM21 222V221H20ZM154 222H158V221H154ZM178 222H181L180 220H178V221H176L175 222V225L178 223ZM183 222V221H182ZM14 223H16L15 221H14ZM13 223V224H14ZM53 223H52V225H53ZM144 223V222H143ZM199 223V222H198ZM21 224V223H20ZM168 224V223H167ZM181 224V223H180ZM85 225H88V224H86L85 223ZM91 225V224H90ZM129 225H130V223H129ZM199 225V224H198ZM200 225H203V224H200ZM23 226V225H22ZM22 226H17V228H14L13 230H12V232H13V235H15V234H18L19 232H18V230H20V229H24ZM26 226V225H25ZM139 226H141V225H138L137 226V228L139 227ZM172 227H173V225H171ZM79 227H80V225H79ZM82 227H83V225L81 226V231H82ZM85 227V226H84ZM91 227V226H90ZM92 227H93V225H92ZM129 227V226H128ZM204 227V226H203ZM28 228H29V226H28ZM65 228V229H64ZM94 228V227H93ZM135 228V227H134ZM151 233L152 234H150V235H152L153 236V238H156V239H158V240H160V241H162L161 239H163V238H165L166 237V234H165V232H164V230L162 229H160V227H159V225L157 224V223H153L152 222V224H151ZM127 229H129V228H127ZM139 229V228H138ZM138 229H136L135 228V230H138ZM175 229H177V228H175ZM83 230V231H84ZM141 230V229H140ZM178 230V229H177ZM203 230H204V228H203ZM37 231V230H36ZM101 231H103V230H101ZM129 231H130V229H129ZM4 232V231H3ZM3 232H2V234H3ZM143 233H144V229H143V231H142ZM172 232V231H171ZM173 232H174V230H173ZM208 232V231H207ZM69 233V232H68ZM177 233V232H176ZM63 234H65V232L63 233ZM98 234V233H97ZM132 234H134V231H133V233ZM142 234V233H141ZM171 234V233H170ZM172 235V234H171ZM202 235V234H201ZM225 235V234H224ZM60 236H62L63 237V235H60ZM103 236V235H102ZM110 236V235H109ZM108 236V237H109ZM175 238H173V239H175V241L177 242V237H176V235H175V233H174V235H173ZM65 237V236H64ZM83 237V236H82ZM204 237V236H203ZM25 238L26 239H28V240H31V238H33V236L32 235H30V234H25ZM43 238V237H42ZM105 237H103V239H104ZM110 238V237H109ZM145 238V237H144ZM150 238V237H149ZM204 238H207V237H204ZM141 239H143V238H141ZM155 239V240H156ZM186 239V238H185ZM224 239V238H223ZM225 239H227V238H225ZM20 240V239H19ZM58 240V239H57ZM76 240L78 241V239L76 238ZM105 240V239H104ZM107 240V239H106ZM144 240V239H143ZM157 240V241H158ZM182 240V239H181ZM190 240H191V238H190ZM37 241H42V240H37ZM36 241V242H37ZM64 241H65V239H64ZM108 241V240H107ZM193 241H194V239H193ZM206 241H207V239H206ZM33 242H34V240H33ZM35 242V243H36ZM181 242V241H180ZM189 242H191V241H188V244L190 245V243ZM223 242L225 243L226 242V240L224 241L223 240ZM104 244H105V242H103ZM156 243V242H155ZM168 243V242H167ZM178 243H179V241H178ZM206 243H208V242H206ZM227 243H228V241H227ZM258 243V242H257ZM71 244V243H70ZM103 244V245H104ZM159 244V243H158ZM163 244V243H162ZM183 244V243H182ZM181 244V245H182ZM192 244V243H191ZM222 244V243H221ZM226 244V243H225ZM229 244V243H228ZM227 244V245H228ZM232 244V243H231ZM230 244V245H231ZM260 244H261V242H260ZM76 245V244H75ZM108 245V244H107ZM135 245V244H134ZM229 245V246H230ZM258 245H259V243H258ZM264 245V244H263ZM40 246V245H39ZM65 246V245H64ZM63 246V247H64ZM222 246H223V244H222ZM109 247V246H108ZM127 247H129L128 249H127ZM136 247V246H135ZM164 247V248H163ZM168 247V246H167ZM189 247H191V246H189ZM214 247V246H213ZM220 247V246H219ZM223 247H226V245L225 246H223ZM264 247V246H263ZM136 248H138V246L136 247ZM135 248V249H136ZM233 248V247H232ZM248 248V247H247ZM31 249V250H32ZM60 249V248H59ZM116 249V248H115ZM115 249L113 250L114 252H115ZM134 249V250H135ZM156 249V248H155ZM156 249V250H157ZM173 249V248H172ZM189 249H191V248H189ZM219 249V248H218ZM225 249V248H224ZM223 248H222V250H224ZM241 249V248H240ZM109 250H110V247H109ZM152 250V251H151ZM221 250V249H220ZM28 251H29V249H28ZM40 251H42V250H40ZM119 251V250H118ZM118 251H117V253H114V254H116V255H118ZM138 251V250H137ZM142 251H143V249H142ZM155 251V250H154ZM173 251V250H172ZM228 252H229V250H227ZM31 252H33V250L31 251ZM33 252V253H34ZM96 252V251H95ZM106 252V251H105ZM112 252V251H111ZM167 252V251H166ZM185 252V251H184ZM222 252H225V250L224 251H222ZM221 252V253H222ZM37 253V254H36ZM106 253H108V252H106ZM110 253V252H109ZM113 253V252H112ZM134 253V252H133ZM135 253H136V250H135ZM141 253H143V252H141ZM141 253H137V255L138 254H141ZM190 253H191V251H190ZM210 253V252H209ZM221 253H220V255H221ZM121 254V253H120ZM144 254V253H143ZM228 254V256H227V258L229 259V258H231L230 256H232V252H231V255L229 256V254L230 253H227ZM109 255H111V254H109ZM131 255L133 256V257H131ZM135 255V254H134ZM161 255H163V254H161ZM188 255V254H187ZM210 255V254H209ZM224 255H225V253H224ZM141 256H143V255H141ZM206 256H208V255H206ZM211 256V255H210ZM217 256V255H216ZM112 257V256H111ZM114 257V256H113ZM112 257V258H113ZM118 257V256H117ZM138 257H140V256H138ZM149 256L147 257L148 259L147 260H149V258H150ZM167 257V256H166ZM189 257V256H188ZM213 257V256H212ZM219 257V256H218ZM222 257H223V255H222ZM224 257H226V256H224ZM119 258V257H118ZM120 258V259H121ZM143 258H144V256H143ZM164 258V257H163ZM190 258H191V256H190ZM200 258V257H199ZM214 258V257H213ZM221 258V257H220ZM145 259V258H144ZM161 259H162V257H161ZM209 259V258H208ZM219 259V258H218ZM233 259V258H232ZM231 259V260H232ZM41 260H44L45 262L43 263V261L41 262ZM113 260H114V258H113ZM119 260V259H118ZM133 260V259H132ZM136 260V259H135ZM139 260V259H138ZM141 260V259H140ZM139 260V261H140ZM143 260V259H142ZM141 260V261H142ZM149 260V261H150ZM168 260V259H167ZM184 260H186V259H184ZM191 260H192V258H191ZM196 260V259H195ZM201 260H202V258H201ZM200 260V261H201ZM211 259H209V261H210ZM220 260V259H219ZM253 260V259H252ZM252 260L250 261L251 263H252ZM120 261V260H119ZM123 261V262H124ZM151 261V262H152ZM179 261H180V258L178 259V258H176V260L175 259H170L169 260V264H179ZM198 261H199V259H198ZM224 261V260H223ZM228 261V260H227ZM254 261H255V259H254ZM118 262V261H117ZM115 263V262H113V263H115V264H121V263ZM120 262H122V261H120ZM131 262V261H130ZM162 262V261H161ZM186 262V263H185ZM213 262V261H212ZM211 262V263H212ZM228 262H231L230 260L228 261ZM255 262H257V261H255ZM259 262V261H258ZM141 263V262H140ZM144 263V262H143ZM146 263V262H145ZM157 263H158V261H157ZM160 263V262H159ZM191 263V262H190ZM189 263V264H190ZM192 263H195L194 261L192 262ZM227 262L225 261V264H226ZM130 264V263H129ZM147 264H149L148 262H147ZM153 264V263H152ZM164 264V263H163ZM180 264H182V263H180ZM184 264H187V261H184ZM203 264V263H202ZM249 264V263H248Z\"/></svg>", "mask_w": 264, "mask_h": 264}]
</instances>
